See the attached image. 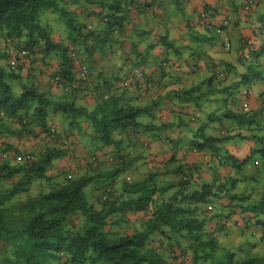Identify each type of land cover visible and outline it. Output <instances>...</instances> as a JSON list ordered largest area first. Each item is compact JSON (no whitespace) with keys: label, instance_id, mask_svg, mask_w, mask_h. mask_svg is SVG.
Wrapping results in <instances>:
<instances>
[{"label":"trees","instance_id":"1","mask_svg":"<svg viewBox=\"0 0 264 264\" xmlns=\"http://www.w3.org/2000/svg\"><path fill=\"white\" fill-rule=\"evenodd\" d=\"M161 7L0 0V264H264V252L248 254L264 243V10L248 19L258 46L239 37L247 52L203 60L193 70L205 74L188 84L167 34L160 38L172 54L159 63L173 72L166 80L126 48L154 33ZM43 13L53 22L43 23ZM135 17L151 30L127 42ZM199 17L210 45L225 51L230 41L218 38L233 13L205 4ZM194 48L192 58L206 59ZM96 57L123 59L98 71ZM152 109L158 125L138 119ZM182 112L198 124L188 148H173L181 132L146 133L186 125ZM143 164L173 177L135 181L126 170Z\"/></svg>","mask_w":264,"mask_h":264},{"label":"crops","instance_id":"2","mask_svg":"<svg viewBox=\"0 0 264 264\" xmlns=\"http://www.w3.org/2000/svg\"><path fill=\"white\" fill-rule=\"evenodd\" d=\"M242 0H181L180 7H178L179 11L183 12V14H179V18H176L174 7L176 5V0H162V7L158 11L160 12L161 17L160 21L157 23V25L154 27V33L148 36L145 41L141 42L140 44L137 42V37L140 36L141 33L145 31H149L147 25H143L140 19L138 17L136 18L137 25L133 28H131L127 34V37L125 38V41L130 42L128 38L132 42L138 43V48L133 47V43L128 45L126 48H128V51H130L129 48H132L135 50L134 55L140 53L137 56V60L143 59L146 63V69L150 71V74L157 79L159 76H161L160 79L166 80L172 72L169 68H165V71L160 70L159 63L163 58V55L165 56L171 55L172 53L168 51V48H165L166 44L163 45L164 41L160 38L161 34H167V40L169 42H173L174 46L178 47L181 50L182 56L184 57L182 66L183 71L180 72V78L181 81H185L188 84L190 82H197L202 77L200 76L201 72L203 71V68L199 71L193 70L195 69V65L203 66L204 61H210L214 62L215 60L218 62V60H229V61H235L222 55L221 49L216 45H210L209 37L206 31L205 24L207 23V18L200 19V14L202 13L203 7L206 4L211 10L216 9L221 12H231L233 13V22L231 25L227 27L226 30H223L219 34V40L222 38H226L230 41L231 48L229 51H226L227 53L230 52V55L238 53L239 46H240V40L239 37H246L249 41L253 40L255 38L252 35L251 31V23L247 18V15L242 12L239 7ZM169 7V8H168ZM238 7V8H237ZM237 8V11L234 12L233 9ZM169 9V11H167ZM253 17V16H251ZM200 19V20H199ZM199 22V23H198ZM202 22V23H201ZM212 23V22H211ZM208 24V23H207ZM211 25V26H210ZM210 31L215 34L216 26L214 23L210 24ZM205 26V27H204ZM215 29V31H214ZM143 38V37H142ZM217 41V39H216ZM255 43V40L253 41ZM155 43V46L152 47L151 45ZM196 45L202 46L200 48H194ZM147 46H150L149 50H147ZM197 50L200 55H202V58L206 59H195L194 56L190 55L192 49ZM209 49L210 51V57H206L205 51L206 49ZM133 55V56H134ZM132 56V57H133ZM214 57V58H211ZM98 57H96V64L98 67V71L104 66H115L113 65L114 62L120 61L123 59V57L120 59H111L110 62H105V60H97ZM204 60V61H203ZM214 60V61H213ZM104 61V62H103ZM101 66V68L99 67ZM116 68V66H115ZM163 73V76H162ZM173 74V72H172ZM104 76H107L106 74ZM111 87H115V85H111ZM55 94H59L55 90H53ZM132 93V92H131ZM134 96L135 94L132 93ZM94 96V95H93ZM91 98H84V101H86L89 104H93L95 101L94 97Z\"/></svg>","mask_w":264,"mask_h":264},{"label":"rangeland","instance_id":"3","mask_svg":"<svg viewBox=\"0 0 264 264\" xmlns=\"http://www.w3.org/2000/svg\"><path fill=\"white\" fill-rule=\"evenodd\" d=\"M264 10V0H258L257 2V5L253 8V10H251V16H253V18L255 17V14L257 11H262ZM44 15H46L45 17H43ZM48 15H51L49 13H43L42 16H41V21L44 23V21L46 22H49V23H52L53 20L50 19L48 17ZM56 15V14H55ZM52 16V15H51ZM57 16V15H56ZM58 26L59 25H64L63 22H57ZM54 26L55 30L58 32V33H61V28L58 27L56 24H51ZM53 28V29H54ZM222 52V51H221ZM233 52V55H230V52H226L223 51L222 52V55L223 56H226L232 60L235 59V56H236V53L234 54V51ZM205 74V72H201L200 76ZM200 90H197L195 93L199 92ZM135 102V101H134ZM138 105H144V104H147V100L146 101H141V102H138L137 103ZM151 111H153V114H143L141 116H139V120L142 121L144 120L145 122H152L153 124L155 125H158L159 124V121H158V118H157V115H158V112L155 111L154 109H152ZM181 115V118L186 121V125H171L170 127H168L167 129H154V130H147V134H161V135H168L170 136V132L172 134H174L173 132H181V134H183L182 138H181V141L177 144V146H173V148L175 149V151H178L180 149L184 150L186 148H188L191 144V140H190V137L191 135L193 134V131L194 129L197 127V123H192L190 124L186 119L189 117V115H186L185 112H182L180 113ZM170 123L173 122V119L172 118H169L168 120ZM192 160L196 159L197 158V155H194L192 154L191 156ZM156 164V163H155ZM154 164V165H155ZM153 165H142V166H137V165H133L132 167L128 168L126 170L127 173H129V176L131 175L133 177V179L135 181H139V180H142L144 179L145 177H148L149 173H150V178L148 179V181L150 182V180L154 181V184H160L161 181H167V180H171L172 179V175L171 174H163V175H156V168H152ZM128 175V174H127ZM259 232L261 231V227H257ZM264 252V243H259L256 247H254L252 249V251H250V255L252 256H258V255H261L262 253Z\"/></svg>","mask_w":264,"mask_h":264},{"label":"clouds","instance_id":"4","mask_svg":"<svg viewBox=\"0 0 264 264\" xmlns=\"http://www.w3.org/2000/svg\"><path fill=\"white\" fill-rule=\"evenodd\" d=\"M243 2V1H242ZM240 7H242V5H240ZM253 8L254 7H250V9L249 10H245L244 9V6L241 8L242 9V12H244L246 15H247V18L248 19H250V17H251V10H253ZM250 14V15H249ZM251 18H253V17H251ZM211 22V21H210ZM215 24V23H214ZM255 40V43L253 42ZM249 42H251V44H253V45H255V46H258L259 45V41L256 39V38H253V40H250ZM230 48H231V44L230 43H226V51H229L230 50ZM242 51H245V52H247L248 50H247V48H243V50ZM241 50L239 51V53H241L242 52ZM238 53V54H239Z\"/></svg>","mask_w":264,"mask_h":264},{"label":"built area","instance_id":"5","mask_svg":"<svg viewBox=\"0 0 264 264\" xmlns=\"http://www.w3.org/2000/svg\"><path fill=\"white\" fill-rule=\"evenodd\" d=\"M249 2H251V1H249ZM244 9L245 10H249L250 9V6L248 5V3L244 6ZM86 73H87L86 67L82 66L80 71L78 72L77 76L80 77V78H84L86 76ZM54 84H56L58 86H62V84L60 83V80L57 77L54 78Z\"/></svg>","mask_w":264,"mask_h":264}]
</instances>
